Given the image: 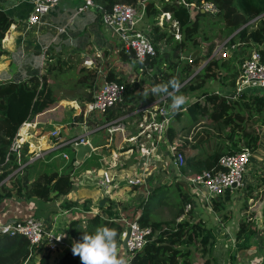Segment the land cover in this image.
I'll return each mask as SVG.
<instances>
[{"label": "trees", "instance_id": "1", "mask_svg": "<svg viewBox=\"0 0 264 264\" xmlns=\"http://www.w3.org/2000/svg\"><path fill=\"white\" fill-rule=\"evenodd\" d=\"M94 1L102 10L108 12L116 3L136 6L139 2H144V17L149 19L155 47V54L147 56L142 62L136 61L132 54L127 55L123 50L119 52L122 59L128 57L131 72L124 76L116 71H107L105 79L121 84L124 93L121 101L104 112L105 122L115 121L135 109L134 96L141 84L147 88H155L175 79L180 85L179 89L175 90L176 94L183 95L186 100L179 108H173L172 99L168 96L170 102L167 107L170 105L171 124L167 137L173 150L184 157L182 172L191 169L194 173L203 170L216 173L222 169L220 160L223 156L243 150L251 153L257 150L260 130L264 127V92L242 94L229 101L207 88L211 87L212 83L220 87H233L241 75L243 62L250 57L253 48L260 52L264 61V0H207L217 7L218 12L215 15L200 10L191 15L189 8L182 3L198 4L201 0ZM164 12L172 13L178 20L180 39L175 38L168 25H158L159 16ZM14 25L20 23L0 9V61L8 53L3 48V40ZM211 30L219 31L226 38L227 52L223 56L203 55L200 49L203 42L213 40V36L208 35ZM195 50H199L200 54L192 62L185 59ZM44 55V63L38 73H33L21 81H0V199L11 196L44 202L57 201L72 191L75 179L81 171L96 167L111 172L121 168L116 163L111 166V162L105 161L99 153L87 157L81 167L76 168L73 176H70L69 172H59L56 169L32 175L31 168L37 163H27L29 155L26 144L20 159L25 164L24 167L13 173L19 167L17 160L12 158L11 161L4 162L11 141L21 124L56 103L57 96L52 85L54 77L58 73L75 69L76 54L67 49L51 48ZM139 72L142 75L141 84L132 81V76ZM97 80L98 71L94 68L79 70L76 82L87 88L84 101L93 99ZM172 91L174 90L169 87V92ZM84 103L79 105L83 106ZM184 113L190 115L191 121L182 119ZM203 118H209V121L205 122ZM118 122L119 120L115 124ZM172 184L178 196L175 216L170 220L151 219L152 209L147 207L150 197L157 193L156 196L160 197V200L164 199L167 193L165 187H172ZM161 186L143 202L142 213L136 219L140 226L151 227L153 236L141 250L128 255V264H193L194 254L205 255L217 241L215 229L208 228L205 221L196 217L192 210L185 211V206L191 203V199L181 182L171 180ZM263 199L264 173L256 178L253 186L246 187L231 245L236 254L252 246V239L257 233L254 205H260ZM231 205L230 189L212 201L211 209L223 212L220 220L222 226L232 217L229 209ZM95 209L96 213L86 223L83 224L79 220L69 222L68 235L72 243L80 241L84 231L93 233L98 226L104 225L117 230L119 248L122 227L115 221L118 215L116 209L107 204H96ZM53 254L55 253L48 252L47 247L37 249L31 246L22 235L0 233V264H26L30 260L35 264H49L48 260ZM34 257L37 261H34ZM229 258V264H233L232 255L228 253V260ZM55 264H81V261L79 256L73 255L72 250H67ZM261 264H264V253Z\"/></svg>", "mask_w": 264, "mask_h": 264}, {"label": "crops", "instance_id": "2", "mask_svg": "<svg viewBox=\"0 0 264 264\" xmlns=\"http://www.w3.org/2000/svg\"><path fill=\"white\" fill-rule=\"evenodd\" d=\"M80 4L81 0H63L43 17V24L38 26L39 28L32 27L33 29L25 31L24 26L32 10L31 0H0V9L5 10L9 16L20 23V25H14L3 40V48L8 53L0 61V81H21L33 73H38L44 63V54L47 47L49 49L64 48L71 53H75L76 57H80L79 59H81L82 62L80 63V60L78 64L76 62L74 69L77 72L76 78L72 77L69 81H66V78L62 76L57 75L54 77L55 82L52 85L54 87V93L57 96V101L50 108L40 112L41 115L38 118L40 124L37 127V135L40 133L47 135V132L54 129V126L61 127V138L86 134L93 148L91 154L100 153L105 161L109 160L111 162V166H114L115 163L120 165V170H111V174L117 182L113 185L114 188L111 189V196L106 195L107 200L104 204L110 205L112 209H116L117 214L122 216L130 215L137 219L142 213L143 202L149 198L155 189L160 188L164 183L171 180L179 181L181 184L185 183L186 189L183 188L190 196L193 214L203 219L208 228L217 231V245L216 242H214V247H216V249H214L215 256L218 254V257L221 258L223 255L226 256L227 251L223 252L219 250L221 248L220 241L226 242L232 240L233 242L234 240L235 230L239 220V209L244 201V194L246 192L245 190L243 193V190L249 185L253 186L256 178L264 173V144H262L260 140L257 150L252 153L250 159V161L257 166L253 167L254 169L247 168V174L244 175L243 187L236 189L232 194V205L229 207L232 212V217L224 225L223 229H218L219 224L222 225L220 220L223 212H215L211 208L205 206L202 202L203 196L196 191L197 189L195 190V188L186 183L187 176L195 174L191 169L186 170V172L190 173L189 175L180 170L179 175L176 177H173L167 169V179L161 181L158 178L154 165L157 161L162 162V160L152 157V164L148 168L153 170H149V178L147 180V172L141 168L142 163L147 165L148 160L138 151L135 144L126 143L122 139V132H112L110 130L113 128H122L124 134L133 135L137 131L136 127L140 121V115L135 113L136 109L139 105L144 104L145 101L158 96V93L149 95L145 87L140 85L134 96L135 109L131 113L118 118V124H115L116 121H113V123L105 122V113L96 115L91 114L87 124L82 122L80 116H76L78 110L75 109V105L86 102L84 99L87 93V88L76 82L81 68H94L98 71V80L95 84L93 95L100 89L105 80L107 71H116L124 76H128L131 72V65L128 62V57L122 59L119 54L121 50L120 41L110 30L100 23L99 10L94 8L88 9L75 15L76 8ZM193 12L195 11L190 10L191 15L194 14ZM164 25H168V22H165ZM57 26H65L66 33L59 34L56 31ZM168 26L170 27V25ZM137 27L151 30L149 19L143 17ZM169 29L171 31V27ZM194 53H196L194 55L195 58L200 54V51L195 50L190 53V55L192 56ZM86 59L92 60L93 65H84L83 61ZM132 79L141 81V75L135 73ZM59 88L68 91L67 95L62 94ZM75 89L82 93H74ZM84 91L85 93L83 94ZM101 117L103 118L100 119ZM104 123L110 124L102 126ZM97 126H101V128L93 132ZM109 138H112V141H110ZM166 142L168 144L170 143L168 139ZM51 143H53V141L50 140L41 145V148L45 149V153L48 154V157L46 159L44 158L43 162H41V160L35 162L37 164L34 165V167H40L41 163H45L44 170L51 171L50 166L47 164V162L51 161H55L56 164L62 162L63 164H60L65 166V161L57 157L56 153L52 154L50 153L51 151L48 150ZM129 147L131 148L129 149ZM132 147H134V149H132ZM68 154L74 156L75 151L73 150V152H71V150H69ZM90 156H86V158ZM46 166H48V169H46ZM61 167L55 169L59 171ZM52 170H54V168ZM85 172L91 174V176H98L101 178V168L94 167V169ZM85 172L81 171L79 177L76 178L77 185L74 183L72 191L66 197L57 201L44 202L37 199L26 200L24 198H13L11 196L0 199V224L21 220L28 216L43 219L48 230H64L71 220H79L83 224L86 223L87 220L96 213V204L99 205L105 194L102 186L95 185L93 187H86L80 184L81 175ZM144 176V185L139 187L129 186L125 182V179L128 178H144ZM246 180L247 182L245 183ZM143 194H145L144 197L146 196L144 201L140 199ZM72 202H75L76 205H71ZM66 203H68L69 206H66ZM163 203L164 199H161L159 204ZM176 211L177 208L172 218L175 216ZM229 247L228 245L227 248ZM259 250L260 246L259 248L255 246L250 251L259 252ZM65 252V250H61L53 254L48 260L49 264H54ZM249 255L250 254H247L246 259H244L245 256H240L241 259L239 260L237 258V264H249V260L253 261L251 258L256 259L261 264L262 259L258 256V253L251 258V255ZM119 257H123L127 260L128 254L122 249L118 255V258ZM34 261H37L36 257H34ZM192 261L193 264H210L209 257L197 254L192 256ZM26 264L35 263L33 260H30ZM221 264L224 263L221 262Z\"/></svg>", "mask_w": 264, "mask_h": 264}, {"label": "built area", "instance_id": "3", "mask_svg": "<svg viewBox=\"0 0 264 264\" xmlns=\"http://www.w3.org/2000/svg\"><path fill=\"white\" fill-rule=\"evenodd\" d=\"M61 1L63 0H31L32 10L27 17L25 26L39 28L38 26L43 24V17ZM182 3L189 10H200L209 15H215L218 12L217 7L211 1L201 0L198 4ZM93 8L99 10L100 23L118 38L121 43V50L124 53L127 55L132 54L138 62H142L147 56L155 54L151 30L137 27L145 16L144 2H139L136 6L116 3L112 6L111 11L108 12L97 6L94 0H81V4L76 8L75 15ZM165 22H168V25H170L171 32L175 34V38L180 39L179 22L173 17L172 13L164 12L159 16L158 25L163 26ZM56 31L59 34L66 33L65 26H57ZM185 59H189L192 62V59L189 57ZM83 64L92 66L93 62L86 59L83 61ZM134 80L132 79V81ZM143 87H145L149 95L155 93L153 91L154 88H147L144 85ZM216 92L229 101L234 100L242 94H260L264 92V61L260 52L256 48H253L250 57L243 62L241 75L233 87L218 86ZM123 93L124 87L121 84L104 80L91 101L85 102L83 106L79 104L75 105V109L78 110L76 116H80L82 122L87 124L91 114L96 111L104 113L107 109L114 106L115 103L121 101ZM168 103L169 97L165 94L160 97L156 96L139 105L135 113L140 115V121L136 127L137 131L133 135H125L122 128H113L110 131L122 132V139L126 143L135 144L138 151L148 160L147 166L152 164V157L161 159L164 161V165L170 174L176 177L184 165V157L181 153H176L171 144L166 142L168 139V128L171 124V117L169 116L170 105L167 107ZM40 115L41 113H38L21 124L14 139L11 141L4 162H9L12 158L17 160L19 167L13 173L24 167L25 164L20 159L25 144L27 145V153L29 155L27 163L43 161L44 158L48 157V154L45 153V149L41 148V145L51 140L53 143H51L48 150L52 154L56 153L57 157L65 161V166L71 165V170L68 172L72 176L77 165L75 164L74 156L72 158L68 152L72 150L75 144H90L87 135L61 138L59 128L49 130L47 135L43 133L37 135V127L40 124L38 117ZM107 124L110 123H104L102 126ZM99 128L101 126H97L93 132H96ZM109 140L112 141V138H109ZM251 156L252 153L248 150H243L233 155H225L220 160V166L222 167L220 171L213 173L209 170H203L187 176L186 183L195 188V190L197 189L196 191L203 196L202 202L204 205L211 208L212 201L218 199L219 195L225 190L230 189L233 194L236 189L243 187L244 173L248 168ZM101 179L104 194L111 196V189L114 188L113 185L117 181L108 170L101 171ZM125 180L127 185L136 186L143 181V178L135 177ZM234 184L235 187H233ZM191 208V203L187 204L185 211H189ZM115 221L122 227L120 233L122 240L127 236V230L129 229L125 249L128 255L141 250L153 236L152 228L140 226L133 216L118 214ZM5 228H8V231H4ZM68 229L69 227L66 225L64 230H48L43 219L34 216L0 224L1 234L22 235L27 238L31 246L37 249L47 247L50 253L72 249L73 243L68 235Z\"/></svg>", "mask_w": 264, "mask_h": 264}, {"label": "rangeland", "instance_id": "4", "mask_svg": "<svg viewBox=\"0 0 264 264\" xmlns=\"http://www.w3.org/2000/svg\"><path fill=\"white\" fill-rule=\"evenodd\" d=\"M195 12H193V13H195ZM214 21H216V20H214ZM24 28H25V31H29V30L33 29L32 27L29 28L27 26H24ZM103 28H104V26H103ZM211 29H212V26H211ZM104 31H105V28H104ZM206 31L208 32V29L207 28H206ZM208 35H212L213 36V40H211L210 42H203L202 43V46L200 47V49H201L203 55L210 54L211 56H214L215 54H218L219 56H223L224 53L227 52L226 51L227 48L225 47L226 38H225L224 34H221L219 31L211 30V31H209V34ZM219 47H221V48H219ZM47 50H49L48 47L45 50V52ZM67 51H69V50H67ZM75 58H76L75 61L77 62V64H78V61L79 60H80V63H82L81 62V59H79L80 57H75ZM189 58L191 59V55L189 56ZM193 59H192V61H193ZM137 74L138 75H141L140 72L137 73ZM57 75L62 76L63 78H66V81H69L70 78H72V77L76 78L77 72L75 70H71V71H69L67 73H58ZM141 78H142V75H141ZM134 81L135 82L138 81L137 84H141V81L140 80H134ZM52 82L54 83L55 80L53 79ZM141 85H143V84H141ZM207 89H210V91H216V89H217L216 83L212 84L211 87H209ZM59 91H62V94H64V95H67V92H68V91H64V89H62V88H59ZM76 92H78L77 89L74 90V93H76ZM78 93L81 94L82 92L79 91ZM84 93H85V91L83 92V94ZM100 113L101 112H97L96 111L93 114L96 115V114H100ZM76 114H78V113H76ZM102 118L103 117H101L100 119H102ZM182 119H185L186 121H191V117H190V115L188 113H184ZM203 121L208 122L209 121V118H207V119L203 118ZM180 123H181V121H180ZM54 128L61 129L60 126H54ZM125 135H127V134L125 133ZM260 140H261V143L264 144V127L260 130ZM41 162H43V161L41 160ZM60 163H62V162H59L58 164H56L55 161L54 162L53 161L47 162V164L50 166V169H53V168L54 169L55 168L58 169L63 164V163L62 164H60ZM41 164H40V167H38V166H35L34 167L33 166L32 171H31L32 175H34V173H37V172L47 171V170H44L45 163L42 164V165ZM249 164L250 165H248V167L251 168V169H254L253 167H256L257 166L252 161H250ZM78 166L81 167V165H78ZM149 166L150 165L147 166V165H145V164L142 163V168H141V169L146 170V172H147V180L149 178V175H148L149 170H153L151 168H148ZM154 168H155V170H156V172L158 174L159 180L165 181L167 179V175H166L167 168L164 165V161L163 160H162V162L161 161H157L155 163V165H154ZM46 169H48V166H46ZM69 170H71V165H67L65 167L64 166L61 167V171H63V172H68ZM186 173H188V172H186ZM189 174L190 173H188L187 175H189ZM245 174H247V170L244 173V175ZM244 179H245V176L243 177V183H244ZM144 180H145V176L143 178V181L140 184H137L136 186L139 187L141 185H144ZM246 182H247V180L245 181V183ZM75 185H77V180L76 179H75ZM173 186L174 185L172 184V187H170V186L169 187H165L166 190H167V193H166V197L164 198V203L163 204H159L160 197L158 198L156 196L157 193L155 195L152 194V196L150 197V200H149V202L147 204V207L151 208L152 211H153V212L151 211V215H150V218L151 219H155V220H170V219H172V216H173V214H174V212L176 210V204L178 202V196L176 197V193L174 191ZM161 187H163V186H161ZM245 190H246V188L243 190V193H244ZM145 193H146V191H145ZM144 195L145 194H143V196L141 195V198L140 199H142V201H144L146 199V196L144 197ZM142 197H144V198H142ZM242 197H243V195H242ZM67 202H69V201H67ZM258 204H255L254 205V208H255L254 211L256 213L255 219H257L256 220L257 221V224H256L257 233L254 236V238L252 239V243L253 244H252L251 248H249L247 251L245 250L246 252H242V253L240 252L241 254L238 253L239 254L238 255V254L235 253L234 250L231 249L232 240H229V241H226V242L225 241H223V242L220 241L221 248L219 250H221L223 252H226L227 251V255L226 256L223 255L222 258L221 257H218L219 254L216 252L218 254V255H216L217 256L216 257L215 256V250H214V249H216V247H213L212 250H210V249H209V251L207 250L204 253L205 255H201V256L209 257V263L210 264H221V262L224 263V264H229L230 263V258L228 260V253L232 255V259L231 260H233V264H237V261H236L237 259L236 258H238V260H239V259H241L240 256H245L244 259H246L247 258V254H250L251 256L250 255L249 256L251 258L253 255H255L256 253H258V256H260L261 259H262V254L264 253V223H263L264 222V199L260 203V205H258ZM71 205L75 206L76 204H75V202H72ZM251 205H253V204H251ZM66 206H69V204L66 203ZM239 217H240V215H239ZM219 228L220 229H223L224 226H222V225L219 224L218 229ZM236 230H237V228H236ZM236 230H235V232H236ZM230 232H231V230H230ZM216 233H217V231H216ZM121 242H122V239L120 241V244H121ZM217 243H218V240L216 241V245H217ZM228 245L230 246L229 248H227ZM255 246H256V248L257 247L259 248V246H260L259 252H252V251H250ZM121 251H122V249L119 247L118 250H117L118 255H119V253ZM197 255H200V254H197ZM251 259L253 261L249 260L248 261L249 264H251V263H253V264H260L259 261H257L256 259H253V258H251Z\"/></svg>", "mask_w": 264, "mask_h": 264}, {"label": "clouds", "instance_id": "5", "mask_svg": "<svg viewBox=\"0 0 264 264\" xmlns=\"http://www.w3.org/2000/svg\"><path fill=\"white\" fill-rule=\"evenodd\" d=\"M169 87L174 91L169 92ZM179 87V82L173 79L168 83L157 85L153 91L155 93L167 94L172 99V107L179 108L186 100L183 95L176 94L175 90H178ZM78 167L80 166L77 165V168ZM59 172H61V170H59ZM4 231H8V228H5ZM117 236L118 232L116 229L104 225L98 226L93 233L84 231L82 239L73 242L71 249L72 253L74 256H79L81 264H128L125 258H118Z\"/></svg>", "mask_w": 264, "mask_h": 264}, {"label": "water", "instance_id": "6", "mask_svg": "<svg viewBox=\"0 0 264 264\" xmlns=\"http://www.w3.org/2000/svg\"><path fill=\"white\" fill-rule=\"evenodd\" d=\"M195 54L196 53H194L191 56V59L194 58ZM72 148L75 151V164L76 165H81L84 162V159L86 158V156H90L91 153L93 152V148L88 143H86V144H83V143L75 144V145H73ZM125 182H126V180H125ZM80 184L83 186H86V187H93L95 185L102 186V179L98 176H91L89 173H83L81 175V178H80ZM126 184H127V182H126ZM182 186L186 189L185 183H182ZM233 187H235V184L233 185ZM106 200H107V197L103 196V199L100 201L99 205L103 206V204L105 203ZM128 234H129V229L127 230V236L121 242V248L124 251L126 249V242H127Z\"/></svg>", "mask_w": 264, "mask_h": 264}]
</instances>
